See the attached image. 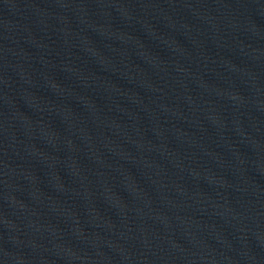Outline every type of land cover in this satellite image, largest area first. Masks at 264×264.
Listing matches in <instances>:
<instances>
[{
  "label": "water",
  "instance_id": "water-1",
  "mask_svg": "<svg viewBox=\"0 0 264 264\" xmlns=\"http://www.w3.org/2000/svg\"><path fill=\"white\" fill-rule=\"evenodd\" d=\"M0 264H264V0H0Z\"/></svg>",
  "mask_w": 264,
  "mask_h": 264
}]
</instances>
